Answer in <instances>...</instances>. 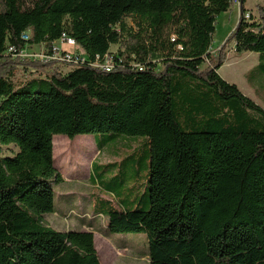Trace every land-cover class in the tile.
<instances>
[{
    "label": "trees",
    "instance_id": "obj_1",
    "mask_svg": "<svg viewBox=\"0 0 264 264\" xmlns=\"http://www.w3.org/2000/svg\"><path fill=\"white\" fill-rule=\"evenodd\" d=\"M235 1L0 0V264H102L94 231L46 221L63 181L57 134L145 138L149 208L91 205L107 218L94 230L146 234L149 264H264V107L220 76L227 47L212 50L217 18ZM239 1L226 42L259 53L264 70V5L260 21L248 22ZM64 33L90 62L110 55L114 68L84 63L64 73L55 59L21 55L42 44L52 54ZM19 65L51 70L16 83ZM10 145L17 151L8 155Z\"/></svg>",
    "mask_w": 264,
    "mask_h": 264
},
{
    "label": "rangeland",
    "instance_id": "obj_2",
    "mask_svg": "<svg viewBox=\"0 0 264 264\" xmlns=\"http://www.w3.org/2000/svg\"><path fill=\"white\" fill-rule=\"evenodd\" d=\"M259 4L264 5V0L246 1L245 6L248 11L245 17L248 22L260 21ZM240 13V1L236 0L229 11L218 16L212 50L216 56L220 51L219 48L227 47L224 63L218 70L220 76L227 82L236 84L250 98L264 107V70L259 65L260 54L250 51L237 52L233 47L234 42L230 44L226 42L239 22ZM126 22L135 27V21L132 18H127ZM57 46L61 53L64 49L74 51L73 44L66 41H59ZM119 49L120 45L111 46L112 52H117ZM44 52L43 46H33L25 50L27 56L41 55ZM33 66L29 65V69L26 70L24 65H19L14 81L21 83L34 77H45L51 70L48 67L45 69L37 67L39 73L34 71L35 66ZM53 67L64 73L72 68L60 61ZM77 137L80 138L70 139L63 134H57L53 138L55 164L63 177V181L59 184L55 183L54 186L58 195L60 196L62 192L72 193L76 198H80L79 202L87 199L90 205L98 208H107L110 201L113 208L121 209L126 206L132 210L138 208L147 210L149 208V167L148 162H145L146 156L140 155L141 144L145 138L128 135L109 138V135L103 136V134H80ZM93 140H97L101 145L100 152L96 145L92 144ZM6 149L5 153L8 155L16 152V147L13 145ZM133 159L136 160L135 166L132 165ZM93 162L96 168L103 172L99 179L103 192H100V185L95 186L90 180L89 174ZM101 164L103 166H100ZM100 195L103 196V201H100ZM69 214L62 216L47 213L46 221L58 230L80 228L76 219L73 220L72 215L69 216ZM106 219V217L96 219L94 229H105ZM94 241L103 264H149L150 241L144 233L120 232L109 239L102 233L94 231ZM118 243H124L127 248L119 250Z\"/></svg>",
    "mask_w": 264,
    "mask_h": 264
},
{
    "label": "built area",
    "instance_id": "obj_3",
    "mask_svg": "<svg viewBox=\"0 0 264 264\" xmlns=\"http://www.w3.org/2000/svg\"><path fill=\"white\" fill-rule=\"evenodd\" d=\"M23 37L25 39H28V35H24ZM59 41L60 42L66 41V42L73 44L74 51H72V50L70 51L69 49H64L63 52L61 53L58 46H57V43ZM36 46H38V45H36ZM39 46L44 47L45 52L43 54L27 56L25 53V50L30 48V47H33V46L28 45L23 49L21 55L24 58H29V59L35 58V59L41 60L45 63L50 61V60L55 59L57 62L60 61L63 64L71 66L72 67L71 69L79 67L80 65H82L84 63H88L89 65H91L92 67H95V68H101L104 71H111L114 68L113 57L110 55H107L103 61H101V59H99V57H98L95 61L90 62L88 59V54H87L86 50L80 44H78L73 38L67 36L65 33L62 35V37L60 39L56 40L53 43L52 54L49 53V49L44 44L39 45ZM56 57H58V59ZM132 65L139 70L143 69V66L139 63L133 62Z\"/></svg>",
    "mask_w": 264,
    "mask_h": 264
},
{
    "label": "crops",
    "instance_id": "obj_4",
    "mask_svg": "<svg viewBox=\"0 0 264 264\" xmlns=\"http://www.w3.org/2000/svg\"><path fill=\"white\" fill-rule=\"evenodd\" d=\"M242 91V90H241ZM243 92V91H242ZM244 94H246L245 92H243ZM247 95V94H246ZM247 96H249V95H247ZM250 97V96H249ZM66 136V135H65ZM68 137V136H67ZM86 137V136H85ZM69 138V137H68ZM76 138H80V137H77L76 136ZM93 139V138H92ZM92 144H94V146L96 145V147H97V144H96V140H93V143ZM98 148V147H97ZM16 151H17V149H16ZM99 152H100V150H98ZM58 168V167H57ZM93 170H94V164H92L91 165V173L89 174V177H90V180L92 181V183H94V185L95 186H97L96 185V182H95V180L93 179ZM59 184V183H58ZM59 193H57V196H56V198H57V205H58V211H56V212H54V214H57V215H62V216H64V215H67V214H69L70 212H75V213H70L69 214V216H71L72 215V219L74 220V219H76V221L79 223V225L81 226L80 228H68V229H64V230H61V229H59V230H61V231H67V230H70V229H78V230H86V231H89L90 229L92 230V231H95V232H97L96 230H94V228H92V227H90L89 226V222H91V221H93L94 219H95V217H96V215L95 214H93L91 211H90V208H91V205H86L85 207H83L82 208V206H83V204H84V202L86 203V202H88V200L87 199H85V200H83V201H81L80 200V202H79V199L80 198H76L74 195H73V197H74V199L73 200H71V201H68V199L67 198H69L70 196H72V193H61L60 194V196L58 195ZM69 194V195H68ZM99 217H103L102 215H100V216H97L96 217V219H99ZM81 219H83L84 220V222L83 221H81ZM96 219H95V221H96ZM96 223V222H95ZM50 225V224H49ZM51 226V225H50ZM85 227H87V228H84ZM58 230V229H57ZM114 234H116V233H112V234H108V235H104V234H102L104 237H106V238H109V239H111L112 237H113V235ZM111 245V244H110ZM118 245V248H119V250L120 249H125V248H127L126 246H119V244H117ZM117 248V249H118ZM99 255V254H98ZM100 258V257H99ZM101 261V260H100ZM101 263L103 264V262L101 261Z\"/></svg>",
    "mask_w": 264,
    "mask_h": 264
}]
</instances>
